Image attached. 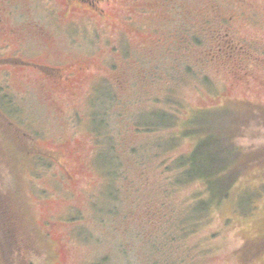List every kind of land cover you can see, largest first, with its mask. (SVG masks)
Returning <instances> with one entry per match:
<instances>
[{
    "label": "rangeland",
    "instance_id": "1",
    "mask_svg": "<svg viewBox=\"0 0 264 264\" xmlns=\"http://www.w3.org/2000/svg\"><path fill=\"white\" fill-rule=\"evenodd\" d=\"M66 2L0 0V264H264V0ZM223 120L225 195L175 184Z\"/></svg>",
    "mask_w": 264,
    "mask_h": 264
},
{
    "label": "trees",
    "instance_id": "2",
    "mask_svg": "<svg viewBox=\"0 0 264 264\" xmlns=\"http://www.w3.org/2000/svg\"><path fill=\"white\" fill-rule=\"evenodd\" d=\"M150 113L152 112L150 111ZM174 121L175 115L169 122H166L165 126L173 125ZM226 121L227 120H223L221 122H218L219 124L216 123V126L219 127V135H213L214 137L211 136L207 139L204 138L199 144L195 146L190 154H188L187 156L179 157L175 160H170L168 162L167 170H174L176 172V175H178V177L173 176L175 184L180 185L196 178L204 179L209 176H215V178L210 181L205 179L207 182V190L210 192L211 188L216 187L220 191V193L216 196L225 195L226 185L237 172L235 169L234 172H227V166L228 164H230L231 160L240 152L239 149H237L230 140V136L223 133V129H230L229 124ZM148 126H150L148 132L154 129V125L152 123H148ZM177 135L179 136V134L172 133L171 135L169 134L167 136L168 139L173 141L172 146L175 145V138L178 137ZM156 142L158 147L159 139ZM111 145L109 144L108 151L111 153L109 155L110 160L114 163V167L112 169L115 172H113L112 175L116 176L117 169H115V167L121 165V162L119 160L120 156L115 152V150L112 148L113 146ZM206 206L207 202L198 195L195 198V204L192 208L200 212L202 210H205Z\"/></svg>",
    "mask_w": 264,
    "mask_h": 264
},
{
    "label": "flooded vegetation",
    "instance_id": "3",
    "mask_svg": "<svg viewBox=\"0 0 264 264\" xmlns=\"http://www.w3.org/2000/svg\"><path fill=\"white\" fill-rule=\"evenodd\" d=\"M122 1H125V0H67L66 3L69 4V3L73 2V4L78 3V4L86 5L88 8L96 11L98 13V15H102V14H104L105 9H104V7L103 8L100 7L101 5L111 6V5L115 4V6H116L119 4V2H122ZM166 1L167 0H144V3H142V5L154 2L156 4H159L161 7H163L165 5ZM141 2H143V1H141ZM244 2H245V0H235V3H237V5H243ZM209 9L213 13L212 15H209V16H215V18L218 19L221 24L225 25V28H224L225 31L223 33L217 32L216 34H218V35L222 34L225 37H231L232 36L231 32H230L231 31L230 27L236 23V21L238 20L237 19L238 16L244 15L247 13V12L244 13L243 10H238L235 6L229 8L228 11H224L219 4H214ZM249 11H252V9H250ZM198 12L200 14H202L201 10H198ZM186 14H189V13H186ZM209 16L208 15L202 16V18L204 19V23L207 24V27H208V25H210V22H209L210 17ZM233 35H235V34H233ZM239 48L241 51L243 50L242 46L236 47V50H239ZM231 49L235 50L234 47ZM53 260H54V258H53ZM50 264H55V262L50 261Z\"/></svg>",
    "mask_w": 264,
    "mask_h": 264
}]
</instances>
